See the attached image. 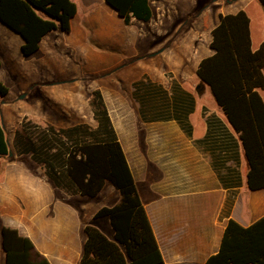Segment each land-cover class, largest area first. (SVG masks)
<instances>
[{
  "label": "crops",
  "instance_id": "0c3cea01",
  "mask_svg": "<svg viewBox=\"0 0 264 264\" xmlns=\"http://www.w3.org/2000/svg\"><path fill=\"white\" fill-rule=\"evenodd\" d=\"M71 1L77 6V14L71 20L70 32L47 34L36 54L45 51L56 57L69 52L82 73L120 70L115 83L102 84L98 90L164 264H206L220 251L230 220L249 227L264 217V188H248L250 167L240 136L196 72L199 63L214 54L210 44L220 14L240 10L247 13L251 4L257 6L261 23L254 22L247 13L252 49L264 46V6L259 0H235L229 4L239 8L219 14L207 44H188L183 17L186 10H180L181 0H150L151 19H133L129 26L106 0ZM189 2L196 4V0ZM5 28V34L22 47V37ZM142 41H146L152 60L123 63L124 57L139 55ZM194 52L197 60L188 77V54ZM124 88H129L128 94ZM258 92L264 100V89ZM69 93L74 96V89ZM9 94L10 89L6 96L0 95L4 105L13 106L6 117L12 108L15 112L24 108L14 100L7 101ZM91 99L92 93L89 105ZM39 103L35 101L38 107ZM1 111L5 115L3 108ZM33 118L40 116L34 113ZM25 142L20 141L21 155L29 154L24 152ZM36 164L34 160L30 163L0 158V264H6L3 227L17 229L31 239L35 251L51 264H80L88 224L95 223L108 238H114L109 220H94V216L102 207L117 204L120 194L109 188L111 204L89 212L93 198L58 188L53 180L49 182L42 176Z\"/></svg>",
  "mask_w": 264,
  "mask_h": 264
},
{
  "label": "trees",
  "instance_id": "16d2710c",
  "mask_svg": "<svg viewBox=\"0 0 264 264\" xmlns=\"http://www.w3.org/2000/svg\"><path fill=\"white\" fill-rule=\"evenodd\" d=\"M159 1V0H156ZM264 6V0H259ZM126 25L133 19L147 22L153 12L150 0H106ZM77 6L71 0H0V22L22 37L25 57L40 50L43 38L56 30L69 33ZM212 56L198 66L200 82L208 86L228 121L239 134L249 163L247 185L250 190L264 188V100L258 89H264V46L252 49L250 18L244 10L220 14L212 31ZM1 66V61H0ZM8 87L0 81V95ZM97 127L86 124L69 129L49 130L72 145L52 154L54 145L37 146L26 140L24 152L33 160L45 163L48 176L60 189L72 194L95 198L106 182L119 192L120 200L112 207L99 209L94 220L107 218L114 231L108 238L94 224L85 227L86 241L80 264H164L150 220L138 195L124 151L116 136L102 94L95 90L90 102ZM45 148V149H44ZM46 161L40 159L41 152ZM10 148L0 120V158ZM59 168L65 170L61 175ZM6 264H51L35 251L31 239L17 229L2 228ZM206 264H264V217L249 227L230 220L220 251Z\"/></svg>",
  "mask_w": 264,
  "mask_h": 264
},
{
  "label": "rangeland",
  "instance_id": "374dc122",
  "mask_svg": "<svg viewBox=\"0 0 264 264\" xmlns=\"http://www.w3.org/2000/svg\"><path fill=\"white\" fill-rule=\"evenodd\" d=\"M233 1L235 0H196V4L191 5L189 0H181L179 2L180 10H186L183 17L186 21L188 44L195 42L207 44L209 32L219 20V14L234 12L236 8H239L240 5L230 6L229 3ZM247 13L254 22L261 23L262 15L257 6L251 4ZM5 31H8L7 28L0 23V81L10 89L7 101L14 100L15 103H19L25 108L17 109L16 112L12 108L11 115L6 117L8 108L13 106L4 105L0 100V120L10 148V154L6 159L33 163L32 153L21 155L19 152V147H22L20 141L28 139L37 146L44 143L54 145L52 154L56 153L58 149H63V153L69 152L72 147L71 143L63 137L55 136L54 132L49 130V126H52L56 131L60 128L80 124H86L91 129H95L97 122L89 105L91 93L98 90L102 84L115 83L114 79L119 76L120 70L82 73L81 67L73 62L69 52H62L61 55L55 57L54 54L50 56L47 52L41 51L33 57L24 58L19 43L6 35ZM16 37L20 36L16 35ZM92 44L98 47L96 41H92ZM139 47V55L124 57L123 63L134 64L140 60L144 62L152 60L150 54H147L146 41H142ZM63 59L66 62L59 61ZM188 59H190L187 69L189 77L192 74L191 67L197 60L195 52L192 56L188 54ZM25 70L31 71L30 74L27 75ZM72 89H74V96L69 93ZM125 90L128 94L129 88ZM35 101L40 102L39 107L35 105ZM2 108L5 115L1 111ZM34 113L40 116V119L33 118ZM39 156L40 159H46V154L43 151ZM35 167L47 181L51 182L48 176L49 168L45 163L36 164ZM59 172L63 175L65 170L59 168ZM109 188L115 189L108 183V188L105 191L90 199L89 212L111 204L110 193L107 192ZM64 190L72 194L69 189ZM100 223L102 225V221ZM94 225L96 224L94 223Z\"/></svg>",
  "mask_w": 264,
  "mask_h": 264
},
{
  "label": "water",
  "instance_id": "95a60500",
  "mask_svg": "<svg viewBox=\"0 0 264 264\" xmlns=\"http://www.w3.org/2000/svg\"><path fill=\"white\" fill-rule=\"evenodd\" d=\"M2 126H3V124H2Z\"/></svg>",
  "mask_w": 264,
  "mask_h": 264
}]
</instances>
